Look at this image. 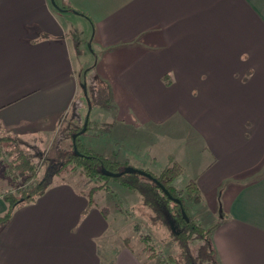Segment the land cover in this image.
Here are the masks:
<instances>
[{
	"label": "crops",
	"instance_id": "obj_1",
	"mask_svg": "<svg viewBox=\"0 0 264 264\" xmlns=\"http://www.w3.org/2000/svg\"><path fill=\"white\" fill-rule=\"evenodd\" d=\"M62 19L70 32L88 25L99 51L81 76L107 87L109 104L96 107L113 116L108 134L182 118L210 156L188 179L202 193L198 218L218 224L217 258L264 264V0H0V126L27 145L59 132L73 103L83 119V83ZM2 173L0 217L10 190ZM94 194L90 205L59 184L15 207L0 227V264L110 263L100 242L111 228ZM111 264L142 263L121 246Z\"/></svg>",
	"mask_w": 264,
	"mask_h": 264
},
{
	"label": "rangeland",
	"instance_id": "obj_2",
	"mask_svg": "<svg viewBox=\"0 0 264 264\" xmlns=\"http://www.w3.org/2000/svg\"><path fill=\"white\" fill-rule=\"evenodd\" d=\"M63 22L67 27L74 66L81 77H79L81 80L80 83H83L81 90L79 89L78 95L83 98V86L92 83L93 76L88 73L84 78L81 74L85 75L87 68L94 64L96 55H98L99 51L93 47L94 53L92 47L89 46L91 37H88L86 34L88 25H86V29L84 26V29H82L80 24L77 23V28L70 32L69 22L67 23L64 20ZM89 36H91V34H89ZM262 40V36L260 35L259 46L261 55L264 54V44L262 45ZM243 56L244 60L250 61L248 54L245 53ZM250 70L251 67L246 74V78L249 76ZM81 91L82 94H80ZM82 101L84 119L88 106L84 98ZM94 108L95 110H92L90 114L92 129L88 130L87 134L79 136L81 143L84 145L80 146V150H83L82 148L91 149L103 156L110 157L124 164H129L131 167L147 169L155 174H158L166 165L177 163L182 167L185 166L188 168L179 179V184L182 185L189 180L188 176H190V170L197 171L196 169L202 167L210 157L205 147V141H203L201 136L193 134L186 122L175 115L166 120L162 128L157 127L155 130L149 128L138 131H132L130 129L122 130L120 126L115 125L113 131L108 134L106 131L103 132V129L107 124H112L113 116L110 117L109 112L105 109L98 107ZM83 119H81L82 124L84 123ZM62 123L63 122H61L59 132H56L55 135L46 134L40 137V142L33 138L27 141L29 147L39 145L41 150H36L33 155L34 158H32V160L38 162L37 175L26 189H31L36 182L43 179L46 173H51L52 169L49 171V166L51 165L53 167L56 165V162L54 161L51 164L47 159L54 156L56 145L59 144L68 147L69 139H67L66 133L63 132ZM95 128L103 129L99 130L101 132H99L98 135L93 136L91 133L95 132ZM0 166V169L3 171L4 166L1 165V163ZM1 177L4 182H6L5 186L8 187V189L22 182V178H20V180H13L12 176H9V174H5V177L1 175ZM49 181L50 185H46L43 194H45L51 186L53 187L59 184H65L77 192L85 193L86 196L89 195L90 189L93 186L103 184L106 187V189H98L96 191L93 196V205L101 208H109V214L106 218L111 231H109L103 237V241L100 242V248L103 250L102 252L104 255L107 256V261L110 262L107 264H111L114 252L125 245L130 247V251L135 254L140 261V256L142 258L146 257V253L142 251L143 244L139 237V233L144 232L150 233L153 242L158 247H161L164 252H171L169 250L175 253L177 252L172 242L169 240L167 229L153 220L152 212L142 203L139 194L122 187L117 180L108 177L98 182L88 181L81 176L77 170H73L70 173L61 171L59 175L50 177ZM12 194L16 197L20 196V192L13 191ZM195 207L196 206H189L190 213L197 218L199 215L203 216L204 214H199V211ZM157 263L156 260L148 262V264Z\"/></svg>",
	"mask_w": 264,
	"mask_h": 264
},
{
	"label": "trees",
	"instance_id": "obj_3",
	"mask_svg": "<svg viewBox=\"0 0 264 264\" xmlns=\"http://www.w3.org/2000/svg\"><path fill=\"white\" fill-rule=\"evenodd\" d=\"M85 90L87 97L84 95V99L87 106L92 108L109 104L107 87L98 79L93 78L92 83L85 84ZM75 107L73 103L64 117L65 120L63 119L64 122L62 120L65 126L63 132L69 139L68 147L56 145L54 156L47 159L51 164L56 162V165L53 166L55 168L50 165L51 173H46L43 179L36 182L34 187L29 190L26 188L36 178L38 169V162L32 160L35 151L18 136L8 133L0 126V160L4 166L2 176L5 177V174H9L13 180L22 178V182H19L15 187H10V190L3 194L8 202L9 210L0 217V227L7 222L15 207L33 203L38 199L45 191L46 185H50V177L59 175L61 171L70 173L77 170L88 181L98 182L103 178L110 177L117 180L122 187L137 192L142 203L152 212L153 220L167 229L169 240L177 252L172 250H169L171 252L168 253L164 252L153 242L150 233H139L140 241L143 244L142 251L147 255L143 258L140 256L142 264H148L152 260H156L157 264H221L212 241V231L218 224L206 226L200 218L194 217L189 211V206H197L202 201V193L195 179H189L184 185L179 184L184 168L177 163L166 165L158 174H155L147 169L131 167L129 164L103 156L91 149L82 148L83 150H80V146L84 145L79 136L87 134V131L92 128L89 114L85 132L78 134L73 143V136L83 128L80 115L77 114ZM69 121L72 124H69ZM110 128L111 126L107 124L103 132L108 133ZM100 129L95 128V132L91 134L98 135L101 132ZM74 147H76V151ZM128 167L148 173L154 179L137 171H125ZM104 170L121 174L118 177H111L105 174ZM160 184L180 203L171 200L163 192ZM98 189H106V187L103 184L91 187L88 195L90 205L92 204V195ZM13 191L20 192V196H14ZM100 212L106 218L109 208L103 207ZM125 247L130 250L128 245Z\"/></svg>",
	"mask_w": 264,
	"mask_h": 264
},
{
	"label": "water",
	"instance_id": "obj_4",
	"mask_svg": "<svg viewBox=\"0 0 264 264\" xmlns=\"http://www.w3.org/2000/svg\"><path fill=\"white\" fill-rule=\"evenodd\" d=\"M84 87V95H85V97H87V94H86V90H85V85L83 86ZM90 111H91V107L90 106H88V111H87V114H86V117H85V120H84V123H83V128H82V130L79 132V133H77L76 135H74L73 136V143L75 142V138H76V136L78 135V134H81V133H83L85 130H86V125H87V120H88V118H89V114H90ZM74 150L76 151V147H74ZM125 171H132V172H140V173H142L143 175H145V176H147V177H149V178H152V179H154L150 174H148V173H145V172H143V171H139V170H136V169H134V168H131V167H128V168H126L125 169ZM105 174H107L108 176H111V177H118L121 173H111V172H107V171H103ZM160 187H161V189L163 190V192L171 199V200H173V201H175L176 203H180V201L178 200V199H175V198H173L170 194H169V192L160 184ZM182 212H183V214H184V217H186V215H185V213H184V211L182 210Z\"/></svg>",
	"mask_w": 264,
	"mask_h": 264
}]
</instances>
